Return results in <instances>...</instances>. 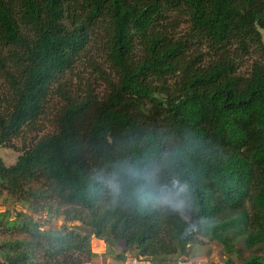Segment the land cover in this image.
<instances>
[{"label": "trees", "instance_id": "trees-1", "mask_svg": "<svg viewBox=\"0 0 264 264\" xmlns=\"http://www.w3.org/2000/svg\"><path fill=\"white\" fill-rule=\"evenodd\" d=\"M92 43L106 91L59 92L57 131L0 158L4 191L80 225L30 220L0 264H83L91 237L152 264L205 237L264 264V0H0V146Z\"/></svg>", "mask_w": 264, "mask_h": 264}, {"label": "rangeland", "instance_id": "rangeland-1", "mask_svg": "<svg viewBox=\"0 0 264 264\" xmlns=\"http://www.w3.org/2000/svg\"><path fill=\"white\" fill-rule=\"evenodd\" d=\"M87 56H83L73 67L72 71L67 72L60 78V86L53 85V92L50 93L43 105L42 114L33 122V124L23 127L19 137L11 140L9 145L0 146V158L6 166L15 163L20 151L24 146L38 141L40 138L50 135L57 131L55 117L59 109L63 106V101L59 92L70 94L76 99L83 97L86 93L99 95L100 97L106 91V80L113 79L114 75L111 67L103 62L101 50L95 43L88 45L86 49ZM90 58V59H89ZM94 63L96 65H94ZM99 67L102 74L94 69ZM0 84L3 82L0 80ZM60 87V88H59ZM61 90V91H60ZM39 187V184H34ZM32 203V200H31ZM44 203L39 201V205H34L37 211L32 210L18 198L10 196L0 186V214H5L0 219V245L8 241L27 240L23 229L31 220L40 226V230H74L80 225L79 222H66L62 216L56 212V206L50 209L43 207ZM6 218L14 221L12 228L6 227ZM84 230L80 229V232ZM95 237L90 238V249L94 256L91 260L83 264H130L136 260L139 264H152L149 259L139 257L135 247L127 246L124 242H118L108 246L106 242L100 240L103 245L101 251L93 247ZM185 254H179L168 258V261H160L158 264H225L230 257L234 264H243L244 260L252 253L244 248L243 245H237V253L228 255L222 246L209 238L199 237L197 243L186 244ZM258 254L264 257V246ZM1 259V258H0Z\"/></svg>", "mask_w": 264, "mask_h": 264}, {"label": "built area", "instance_id": "built-area-1", "mask_svg": "<svg viewBox=\"0 0 264 264\" xmlns=\"http://www.w3.org/2000/svg\"><path fill=\"white\" fill-rule=\"evenodd\" d=\"M130 264H138L136 260H133Z\"/></svg>", "mask_w": 264, "mask_h": 264}, {"label": "clouds", "instance_id": "clouds-1", "mask_svg": "<svg viewBox=\"0 0 264 264\" xmlns=\"http://www.w3.org/2000/svg\"><path fill=\"white\" fill-rule=\"evenodd\" d=\"M139 264V263H138Z\"/></svg>", "mask_w": 264, "mask_h": 264}]
</instances>
